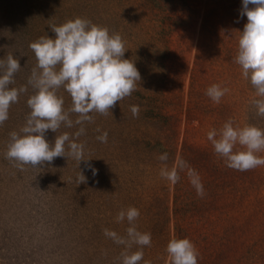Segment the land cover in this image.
<instances>
[{
    "label": "trees",
    "instance_id": "16d2710c",
    "mask_svg": "<svg viewBox=\"0 0 264 264\" xmlns=\"http://www.w3.org/2000/svg\"><path fill=\"white\" fill-rule=\"evenodd\" d=\"M31 1L0 0V59L12 53L21 65L10 88L29 85L35 67L24 58L32 51L29 44L36 41L27 44L36 34L39 17L36 1ZM112 1L124 13L112 33L121 35L128 49L123 58L133 60L141 80L108 115L90 113L93 121L82 135L89 160L81 162L80 172L86 181L79 183L78 172V190L66 193L73 200L66 213L58 208L49 218L47 205L39 210L53 239L32 240L22 225L24 217H17L24 196L4 197L0 168V264H122L126 246L119 244L118 249L104 229L126 236L127 219L119 222L122 226L117 230L111 219L130 206L140 213L135 221L138 231L151 233V246L143 247L139 264H168L166 246L173 237L194 243L200 253L198 264H264V166L248 171L229 168L207 137L229 119L234 127L264 129V116L252 103L260 97L235 62L240 31L247 22L241 15L242 0ZM7 24L14 26L11 38ZM189 29L195 44L191 59L185 61L184 48L174 36L183 37ZM45 35L55 37L52 29ZM212 84L229 89L219 103L205 95ZM33 92L27 90L28 97L21 94L0 125V164L2 152L4 156L7 152L8 127L19 125L20 132L31 111L27 99ZM133 105L139 106L137 117L132 115ZM104 132L107 142L97 139ZM236 150H242L239 144ZM163 153L168 155L166 162L159 159ZM258 155L264 157V151ZM178 160L185 167L172 184L160 170L165 165L172 168ZM190 169L199 174L203 197L190 182ZM43 170L44 166L29 172L41 182L37 190L49 183L53 194ZM38 231L42 237L43 231ZM136 250L135 244L129 249Z\"/></svg>",
    "mask_w": 264,
    "mask_h": 264
},
{
    "label": "clouds",
    "instance_id": "9594fccd",
    "mask_svg": "<svg viewBox=\"0 0 264 264\" xmlns=\"http://www.w3.org/2000/svg\"><path fill=\"white\" fill-rule=\"evenodd\" d=\"M241 15H246L247 22L240 31L235 62L241 66L244 78L250 80L256 96L260 97L252 103L257 114L264 116V0H242ZM50 27L55 33L54 38L44 35L29 44L37 60L28 80L35 90L27 99L31 111L20 132L9 134L10 142L5 154L10 160L33 167L51 163L57 157H71L77 165L80 161L87 162L89 158H84L82 143L75 142L69 133L64 132L56 135L54 143L50 144L45 139L47 131L57 133L61 125L73 127L70 113L78 114L75 121L78 125L92 122L90 113L108 115L117 102L131 96L141 80L133 60L123 58L128 49L120 34H110L107 27L81 17ZM20 68L18 58L12 53L6 59H0V125L8 119L10 105L17 103L19 96L27 92L25 86L9 87ZM61 87L72 99V107L67 111L63 107V97L57 95ZM228 91L227 87L212 84L205 95L219 103ZM139 111V106L131 107L134 117L139 115ZM233 124L234 121L229 119L219 132L216 129L208 132L207 137L215 153L226 160L229 168L238 171L264 166V157L258 155L264 151V129L254 125L234 127ZM84 133L85 129L81 127L73 136L78 138ZM97 139L107 142V132ZM237 144L242 150L234 151ZM159 159L166 162L167 153L161 154ZM184 167L185 162L178 160L172 168L162 167L160 175L175 184L180 179L178 170ZM92 171L95 175L96 170L93 168ZM188 175L197 195L203 197L205 192L199 174L190 169ZM78 180L79 183L85 182L86 177L80 172ZM139 215V210L131 206L117 214L118 223L126 218L130 225L126 236L104 229L106 237L126 246L121 252L122 264H139L144 257L143 247L151 246V233L140 232L135 225ZM133 244L138 246V250L130 252ZM166 252L168 264H198L200 253L188 238L173 237L166 246Z\"/></svg>",
    "mask_w": 264,
    "mask_h": 264
},
{
    "label": "rangeland",
    "instance_id": "374dc122",
    "mask_svg": "<svg viewBox=\"0 0 264 264\" xmlns=\"http://www.w3.org/2000/svg\"><path fill=\"white\" fill-rule=\"evenodd\" d=\"M33 1H36L35 4L39 13V17L37 19L38 25L36 24L35 26L36 34L32 33L33 37L28 39L27 44L33 39L37 40L39 37L44 36L46 33H48V31L51 29L50 26H59L67 22L68 20H72L76 17H81L90 20L96 25L107 27L109 33L112 34L114 24L118 23V20L122 19L124 15L120 5L116 4L112 0ZM30 2L32 1L30 0ZM9 24L6 25L5 30L8 35V38H11L13 34L12 27L14 26L11 27V24ZM174 39L175 41L181 42V46L184 48L183 57L185 61H189L191 59L195 44L192 29L186 31L183 37H179V35H176L174 36ZM25 40L26 38L24 39V41ZM24 41L20 44H24ZM32 52L33 51H28L24 58L27 63H31L36 66L37 60L35 54L32 55ZM26 87L27 90L35 92V90L30 85L26 84ZM34 92L32 94H34ZM24 95H26V93H24ZM57 95L63 97V107L66 111L72 107L71 96L63 87L58 90ZM26 97H28V95H26ZM70 119L73 121V127L68 128L64 125H61L57 133H54L49 130L46 133L48 137V139L46 140H48L49 143H54L56 135H60L64 132H67L75 142L83 143L82 135L77 138L74 137L73 134L76 133L81 127H83L86 131L88 122H85L83 125L75 124V121L78 119V114L76 113H70ZM98 125H102V123H99ZM17 127H8L7 145L10 142L9 134L12 131H16L19 133ZM65 147L67 150V143ZM84 158H87L85 150ZM2 162L3 163L0 164V168L2 172V179L4 182V186L2 187V190L4 191V197H6L7 194L17 195V193H21V196H24V199L22 197L20 198V203L22 204L17 206V208L20 209L19 213L17 214V217L21 218L22 215L25 220L24 221L21 218L23 220L22 225L24 227H27V229L29 230V235L31 233L32 240L37 239L39 241V238H41L42 240L48 241L50 239H53L52 235L49 234V231L53 233L50 229V226H44L41 223V212L39 210L43 205H47L49 207V210L51 211V214H48L49 218L54 216L55 213H57L58 208H63L65 213L68 211V207L71 206L73 200L70 201V195H66V193L69 191L78 190V187L76 186L77 179L75 178L77 177V173L82 170L81 162L84 165V161H80L77 165V162L71 157H57L54 158L51 163L45 162L43 165L33 167L31 165L22 164L15 160H10L6 158V155L4 156V152H2ZM43 166L44 170L40 172L43 174V178H45L47 181L48 179L50 180L53 194L51 193V191L49 192V183L47 185H42V190H37V187L41 185V182L31 172H29L30 169L41 170L43 169ZM23 190H26L25 194L22 193ZM47 193L50 195L47 196ZM60 200L61 203L59 202ZM15 202L16 204L19 203L18 200H15ZM112 213H116V210H112ZM111 222L112 227H114V229L116 230L122 226L121 223H118L116 221V218H112ZM45 228H47L46 231H44ZM38 230L43 231V234L41 233L42 237H39ZM108 248L113 254L114 250L110 247V245L108 246ZM117 248L120 249L119 244Z\"/></svg>",
    "mask_w": 264,
    "mask_h": 264
}]
</instances>
